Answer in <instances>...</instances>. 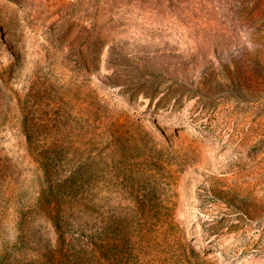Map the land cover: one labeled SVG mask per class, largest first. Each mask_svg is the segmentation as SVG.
<instances>
[{"label":"rangeland","instance_id":"374dc122","mask_svg":"<svg viewBox=\"0 0 264 264\" xmlns=\"http://www.w3.org/2000/svg\"><path fill=\"white\" fill-rule=\"evenodd\" d=\"M0 264H264V0H0Z\"/></svg>","mask_w":264,"mask_h":264},{"label":"bare ground","instance_id":"6f19581e","mask_svg":"<svg viewBox=\"0 0 264 264\" xmlns=\"http://www.w3.org/2000/svg\"><path fill=\"white\" fill-rule=\"evenodd\" d=\"M198 135H199V133H198Z\"/></svg>","mask_w":264,"mask_h":264}]
</instances>
